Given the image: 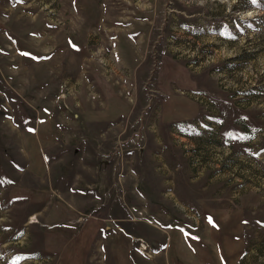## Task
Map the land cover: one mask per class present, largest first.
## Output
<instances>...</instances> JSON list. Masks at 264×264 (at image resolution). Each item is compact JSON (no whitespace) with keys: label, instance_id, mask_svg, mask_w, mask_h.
Here are the masks:
<instances>
[{"label":"rangeland","instance_id":"1","mask_svg":"<svg viewBox=\"0 0 264 264\" xmlns=\"http://www.w3.org/2000/svg\"><path fill=\"white\" fill-rule=\"evenodd\" d=\"M96 217L264 264V0H0V264H100Z\"/></svg>","mask_w":264,"mask_h":264},{"label":"crops","instance_id":"2","mask_svg":"<svg viewBox=\"0 0 264 264\" xmlns=\"http://www.w3.org/2000/svg\"><path fill=\"white\" fill-rule=\"evenodd\" d=\"M102 217H96L93 220L95 228L91 235L90 241L96 243L98 249L107 246V255L102 258L100 264H137V260L133 257L130 246V235L123 228H118L113 231L107 224L102 223ZM175 233L171 236L168 231V236L163 247L164 259L166 264H212V246L210 241H201L193 233L192 238L189 233L183 228H176ZM239 232L234 240V251L230 249L225 253V260L219 264H233L234 256L240 249ZM205 238V237H203ZM87 243L83 242V246ZM208 245V247H207ZM210 246V249H209ZM220 249V248H219ZM217 247V250H219ZM236 249V250H235Z\"/></svg>","mask_w":264,"mask_h":264},{"label":"built area","instance_id":"3","mask_svg":"<svg viewBox=\"0 0 264 264\" xmlns=\"http://www.w3.org/2000/svg\"><path fill=\"white\" fill-rule=\"evenodd\" d=\"M139 245H141L142 247H144V245H143V244H141V243H139Z\"/></svg>","mask_w":264,"mask_h":264},{"label":"bare ground","instance_id":"4","mask_svg":"<svg viewBox=\"0 0 264 264\" xmlns=\"http://www.w3.org/2000/svg\"><path fill=\"white\" fill-rule=\"evenodd\" d=\"M32 222H35V221H32Z\"/></svg>","mask_w":264,"mask_h":264}]
</instances>
